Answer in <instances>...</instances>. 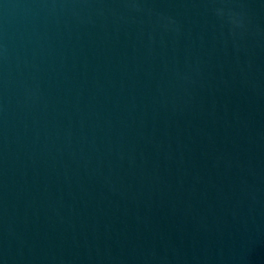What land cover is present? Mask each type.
Segmentation results:
<instances>
[{
	"label": "water",
	"instance_id": "water-1",
	"mask_svg": "<svg viewBox=\"0 0 264 264\" xmlns=\"http://www.w3.org/2000/svg\"><path fill=\"white\" fill-rule=\"evenodd\" d=\"M0 264H264V0H0Z\"/></svg>",
	"mask_w": 264,
	"mask_h": 264
}]
</instances>
